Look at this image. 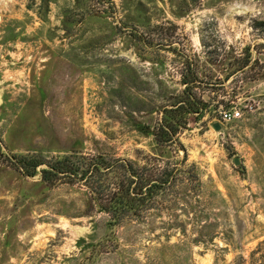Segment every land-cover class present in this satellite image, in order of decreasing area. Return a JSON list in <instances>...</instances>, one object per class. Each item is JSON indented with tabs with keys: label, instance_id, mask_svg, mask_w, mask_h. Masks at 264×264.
<instances>
[{
	"label": "rangeland",
	"instance_id": "rangeland-1",
	"mask_svg": "<svg viewBox=\"0 0 264 264\" xmlns=\"http://www.w3.org/2000/svg\"><path fill=\"white\" fill-rule=\"evenodd\" d=\"M137 151L198 180L117 227L15 164ZM0 264H264V0H0Z\"/></svg>",
	"mask_w": 264,
	"mask_h": 264
},
{
	"label": "trees",
	"instance_id": "trees-1",
	"mask_svg": "<svg viewBox=\"0 0 264 264\" xmlns=\"http://www.w3.org/2000/svg\"><path fill=\"white\" fill-rule=\"evenodd\" d=\"M196 82V77L183 76L184 92L191 90ZM188 99L176 105L183 115L196 110L194 97L189 95ZM181 121L182 117L178 122ZM174 128L171 124L160 126L155 134L159 148L178 145L173 131L179 127ZM136 156V160H127L101 154H76L48 163L36 157H18L15 164L25 176L39 175L50 186L59 183L81 186L92 204L107 215L108 225L117 227L125 221L143 220L159 198L172 197L179 187L198 180L194 167L186 168L185 153L184 159L175 163L141 151Z\"/></svg>",
	"mask_w": 264,
	"mask_h": 264
},
{
	"label": "built area",
	"instance_id": "built-area-1",
	"mask_svg": "<svg viewBox=\"0 0 264 264\" xmlns=\"http://www.w3.org/2000/svg\"><path fill=\"white\" fill-rule=\"evenodd\" d=\"M239 117H240V113L238 111H235L233 113L225 112L223 114V121L229 122V121L235 120Z\"/></svg>",
	"mask_w": 264,
	"mask_h": 264
},
{
	"label": "water",
	"instance_id": "water-1",
	"mask_svg": "<svg viewBox=\"0 0 264 264\" xmlns=\"http://www.w3.org/2000/svg\"><path fill=\"white\" fill-rule=\"evenodd\" d=\"M213 128H214L215 130L218 131V130L220 129V126H219L218 124H214V125H213ZM234 164H235V165H238V164H239L238 159H235V160H234Z\"/></svg>",
	"mask_w": 264,
	"mask_h": 264
}]
</instances>
